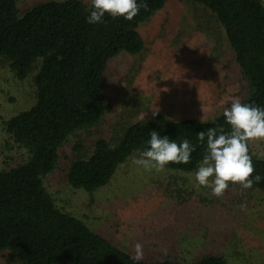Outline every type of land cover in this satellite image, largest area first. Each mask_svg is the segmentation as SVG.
I'll use <instances>...</instances> for the list:
<instances>
[{"label": "trees", "instance_id": "obj_1", "mask_svg": "<svg viewBox=\"0 0 264 264\" xmlns=\"http://www.w3.org/2000/svg\"><path fill=\"white\" fill-rule=\"evenodd\" d=\"M16 1L0 0V59L18 80L33 74L35 102L3 122L12 142L28 155L21 163L0 167V251H7L17 264H133L128 252L60 210L43 178L55 169L59 148L69 135L100 122L109 108L105 94L108 60L142 50L137 27L166 0H146L147 8H141L132 20L106 14L99 24L85 20L91 2L46 1L19 14ZM192 1L210 12L224 31L250 85L249 96L242 102L264 107V5L260 0ZM208 128L230 131L222 113L212 120L172 121L162 115L137 120L125 125L119 135L97 138L88 155L70 163L66 181L86 191L104 186L120 163L148 147L152 130L177 143L187 138L196 146L187 164L169 163L165 168L195 170L206 146L197 134ZM248 151L253 175L264 177V158L253 153L250 141ZM251 188L264 191V179L254 181ZM248 252L240 254L246 263L254 259ZM257 254L264 264V250ZM194 256L173 251L139 264H230L219 253Z\"/></svg>", "mask_w": 264, "mask_h": 264}, {"label": "rangeland", "instance_id": "obj_2", "mask_svg": "<svg viewBox=\"0 0 264 264\" xmlns=\"http://www.w3.org/2000/svg\"><path fill=\"white\" fill-rule=\"evenodd\" d=\"M46 1L60 0H17L16 7L22 14ZM137 31L144 42L142 50L118 54L107 62L108 110L96 126L67 137L55 169L43 178L46 191L60 210L117 248L133 255L134 244L140 242L144 261L187 251L194 257L223 254L230 264H261L257 252L264 250V191L229 182L217 197L210 188L196 186L197 169L145 170L132 162L138 152L94 191L67 183L70 163L88 155L97 138L119 135L125 125L153 117V111L172 121L212 120L227 102H242L249 96V82L223 29L192 0H166ZM32 75L18 80L0 59V167L27 159L26 150L12 142L3 122L34 104ZM250 147L264 158V139L250 140ZM250 250L254 259L246 263L240 254ZM0 264L17 262L0 251Z\"/></svg>", "mask_w": 264, "mask_h": 264}, {"label": "clouds", "instance_id": "obj_3", "mask_svg": "<svg viewBox=\"0 0 264 264\" xmlns=\"http://www.w3.org/2000/svg\"><path fill=\"white\" fill-rule=\"evenodd\" d=\"M141 8H147L146 0H91L85 20L88 24H99L106 14L112 18L132 20ZM227 104L222 115L230 131L208 128L207 132L199 131L197 134L198 141L206 146L194 180L197 187L210 188L212 195L217 197L229 187V182L239 183L247 189L254 181L259 183L264 179L259 174L253 175L255 169L248 151L250 140L264 139V107L239 99ZM156 114V111L152 112L153 116ZM206 122L209 121H201ZM149 136L148 147L132 161L145 170L160 171L169 163L187 164L196 147L187 138L177 143L167 135L161 136L156 130H152ZM133 253L130 259L133 264H139L144 257L140 242L134 244Z\"/></svg>", "mask_w": 264, "mask_h": 264}]
</instances>
